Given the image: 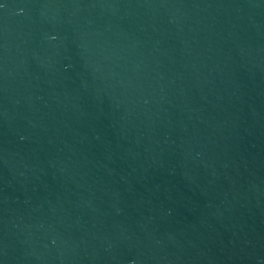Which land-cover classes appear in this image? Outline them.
Segmentation results:
<instances>
[{
    "label": "water",
    "instance_id": "obj_1",
    "mask_svg": "<svg viewBox=\"0 0 264 264\" xmlns=\"http://www.w3.org/2000/svg\"><path fill=\"white\" fill-rule=\"evenodd\" d=\"M0 264H264V0H0Z\"/></svg>",
    "mask_w": 264,
    "mask_h": 264
}]
</instances>
